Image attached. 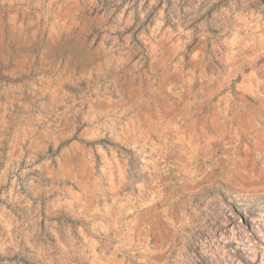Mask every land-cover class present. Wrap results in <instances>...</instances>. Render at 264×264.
Instances as JSON below:
<instances>
[{"label":"rangeland","instance_id":"1","mask_svg":"<svg viewBox=\"0 0 264 264\" xmlns=\"http://www.w3.org/2000/svg\"><path fill=\"white\" fill-rule=\"evenodd\" d=\"M0 264H264V0H0Z\"/></svg>","mask_w":264,"mask_h":264}]
</instances>
